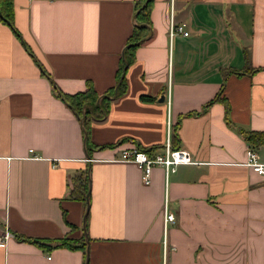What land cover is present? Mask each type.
Returning <instances> with one entry per match:
<instances>
[{
  "label": "crops",
  "instance_id": "1",
  "mask_svg": "<svg viewBox=\"0 0 264 264\" xmlns=\"http://www.w3.org/2000/svg\"><path fill=\"white\" fill-rule=\"evenodd\" d=\"M135 2L12 0L30 52L0 19V264H86L55 245L81 237L87 264H264V178L245 164L244 138L264 131V0H154L88 151L51 82L114 87ZM171 22L187 35H170ZM220 88L226 106L204 108ZM172 129L194 163L155 166L145 185L137 164L116 160L137 146L161 153ZM253 148L264 163V145Z\"/></svg>",
  "mask_w": 264,
  "mask_h": 264
},
{
  "label": "trees",
  "instance_id": "2",
  "mask_svg": "<svg viewBox=\"0 0 264 264\" xmlns=\"http://www.w3.org/2000/svg\"><path fill=\"white\" fill-rule=\"evenodd\" d=\"M153 1L154 0H136L135 2V24L133 26L131 34L126 40L122 59L116 71V82L114 87L108 89L103 94L98 95L95 92L92 84L88 82L86 88L83 91L69 94L62 92L53 81L51 82L54 94L69 107V109L73 112V114L80 122L84 141L88 146V151L90 150V148H93L89 142V130L91 123L94 120H100L101 118H103L107 113L110 101L114 97L121 95L125 91L126 84L124 73L126 71V68L128 65H130V63L134 61V53L136 48L140 46L151 33L150 11ZM0 19L4 23H6L12 29V31H14L16 36L23 43L26 50L30 52L28 47L25 45V42L20 37L18 31L14 28L12 0H0ZM253 70L251 69L250 72H252ZM41 71L43 74L47 75L42 67ZM140 98L144 101H152L154 99L152 96L147 95H141ZM215 101H221L226 106V102L222 96V88H220L218 93L206 103L204 108ZM244 138L252 147L257 145H264V131L246 132L244 133ZM169 147L171 149L178 148V137L175 129H172L170 132ZM137 149L143 150L147 153H151L154 151V148L146 149L140 146H137ZM83 194L81 195V199L83 201H86L85 194L84 196ZM15 236L20 240L33 241L39 243L40 245H50L49 242L44 244L29 237H22L20 235ZM55 245L57 247L82 250L84 254V260L87 259L86 246L82 237L78 239L63 238L60 240H56Z\"/></svg>",
  "mask_w": 264,
  "mask_h": 264
},
{
  "label": "built area",
  "instance_id": "3",
  "mask_svg": "<svg viewBox=\"0 0 264 264\" xmlns=\"http://www.w3.org/2000/svg\"><path fill=\"white\" fill-rule=\"evenodd\" d=\"M176 32L187 35V32L184 30L182 25H175L173 22H171L170 35ZM116 160L122 162H133L137 164L141 169V181L145 185L149 184L151 169L155 166L162 167L164 169L165 175H167L170 171H173L175 166L178 164L194 163L188 151L180 148L171 149L169 147V139L166 140L161 153L154 151L147 153L143 150L132 147L123 149ZM245 164L250 166L253 171L264 178V163L258 162L256 160V154L254 152V148L251 145L246 147ZM162 220L163 232L165 235L167 225L174 221V215L171 212H168L165 207L163 208L162 212ZM7 236V232L0 236V242H3ZM164 244L165 240H163V245Z\"/></svg>",
  "mask_w": 264,
  "mask_h": 264
},
{
  "label": "water",
  "instance_id": "4",
  "mask_svg": "<svg viewBox=\"0 0 264 264\" xmlns=\"http://www.w3.org/2000/svg\"><path fill=\"white\" fill-rule=\"evenodd\" d=\"M163 100V97H160L159 98V101H162ZM87 211H88V208H86V210H85V213H84V218H85V216H86V214H87ZM88 251V250H87ZM88 255V254H87ZM87 261H88V256H87V259H86V264H87Z\"/></svg>",
  "mask_w": 264,
  "mask_h": 264
}]
</instances>
